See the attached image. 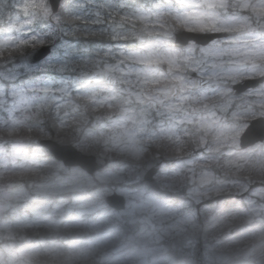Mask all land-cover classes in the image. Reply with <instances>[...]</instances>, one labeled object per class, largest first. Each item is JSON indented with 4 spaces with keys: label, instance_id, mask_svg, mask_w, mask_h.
<instances>
[{
    "label": "clouds",
    "instance_id": "1",
    "mask_svg": "<svg viewBox=\"0 0 264 264\" xmlns=\"http://www.w3.org/2000/svg\"><path fill=\"white\" fill-rule=\"evenodd\" d=\"M61 3L63 12L52 14L49 5L50 16L30 21L25 33L49 52L58 29L73 26V0ZM128 3L146 19L122 26L121 50L146 59L107 62L111 79L78 86L29 123L18 167L31 174L0 184V264H9L17 244L59 239L73 220L96 243L81 254L65 239L62 254L39 264H264V55L248 58L264 43V17L233 0L215 9L216 18L206 0ZM245 17L243 28L231 27ZM208 49L219 54L205 55ZM195 80L199 87L180 86ZM257 121L262 132L253 138ZM67 139L87 163L58 152ZM76 167L90 177L87 189L66 180ZM104 172L108 185L100 182ZM12 193L24 198L13 205Z\"/></svg>",
    "mask_w": 264,
    "mask_h": 264
},
{
    "label": "snow or ice",
    "instance_id": "2",
    "mask_svg": "<svg viewBox=\"0 0 264 264\" xmlns=\"http://www.w3.org/2000/svg\"><path fill=\"white\" fill-rule=\"evenodd\" d=\"M228 0H206V6L211 10L210 18H216L215 9L227 6ZM234 5L250 9L257 17H264V0H233ZM59 8L64 11L61 0H30L23 6L28 13L27 23L38 16L48 17ZM74 18L70 28H59V42L49 52L38 37L27 40L25 34L11 33L0 37V113L7 120L0 131H14L16 127L30 123L50 111L60 100L70 99L79 91L78 86L94 79L113 77L114 69L107 63L116 58L123 62L130 59L144 60L146 57L127 56L121 49L128 36L122 31V26L130 22H143L146 17L137 9L131 7L127 0H73L68 6ZM183 22V17H176ZM246 17L231 27L243 28ZM227 23V22H226ZM107 39L111 42L103 48H84L74 41L92 42ZM91 52V55L86 53ZM215 49L205 50V55L217 56ZM264 55V43L257 44L255 50L248 56L255 60ZM192 56V49L185 53L186 58ZM174 64L175 54H170ZM175 66V64H174ZM45 74L36 79L24 81L33 74ZM53 75H47V74ZM212 75H215L213 73ZM23 81V83H21ZM201 81L181 83V87H199ZM91 99V97H89ZM264 115V113H262ZM46 134V133H45Z\"/></svg>",
    "mask_w": 264,
    "mask_h": 264
},
{
    "label": "rangeland",
    "instance_id": "3",
    "mask_svg": "<svg viewBox=\"0 0 264 264\" xmlns=\"http://www.w3.org/2000/svg\"><path fill=\"white\" fill-rule=\"evenodd\" d=\"M30 0H0V37L6 34L20 35L27 32V16L23 6ZM130 2V0H127ZM4 113H0V126L4 125L7 120ZM29 123H25L15 128L14 131H0V184L17 183L20 175L28 176L30 171L27 168L20 169L18 165L23 163V158L27 153L28 141L26 132ZM235 126L225 128L221 133L224 138H228L233 134ZM60 142H69L74 147L77 146L70 140H62ZM78 149V148H77ZM66 180L81 189H87L90 183V177L80 168H73L66 176ZM100 182L108 185L111 182V175L104 172L100 176ZM11 204L22 200L24 197L20 193H12ZM106 196L107 194H103ZM14 235L15 232L9 229ZM71 239V251L81 254L87 253L90 246L96 241L90 239L85 230L81 227L79 221L73 220L69 226L59 235V239L50 241H42L38 244H17L14 248L9 249V264H39V261L45 256H55L62 254L65 249L63 241Z\"/></svg>",
    "mask_w": 264,
    "mask_h": 264
},
{
    "label": "water",
    "instance_id": "4",
    "mask_svg": "<svg viewBox=\"0 0 264 264\" xmlns=\"http://www.w3.org/2000/svg\"><path fill=\"white\" fill-rule=\"evenodd\" d=\"M261 126L260 123L257 121L253 123L248 135L253 138H259L261 136ZM58 152L66 157L72 163H87L86 161H80L79 158L76 156V152L78 149L74 147L71 143L68 142H59ZM113 203H117V201H113Z\"/></svg>",
    "mask_w": 264,
    "mask_h": 264
}]
</instances>
